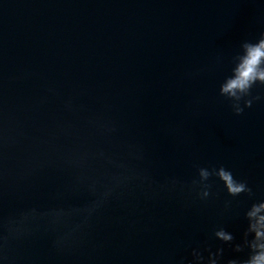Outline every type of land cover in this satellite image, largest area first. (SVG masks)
Here are the masks:
<instances>
[{
  "label": "water",
  "instance_id": "95a60500",
  "mask_svg": "<svg viewBox=\"0 0 264 264\" xmlns=\"http://www.w3.org/2000/svg\"><path fill=\"white\" fill-rule=\"evenodd\" d=\"M261 33L264 0H0V264L250 258L264 85L241 115L220 88ZM220 167L253 195L202 199Z\"/></svg>",
  "mask_w": 264,
  "mask_h": 264
},
{
  "label": "clouds",
  "instance_id": "9594fccd",
  "mask_svg": "<svg viewBox=\"0 0 264 264\" xmlns=\"http://www.w3.org/2000/svg\"><path fill=\"white\" fill-rule=\"evenodd\" d=\"M241 48L243 54L234 58L235 67L232 70V76L227 78L220 88V94L233 102L232 107L236 115L243 113L244 109L240 106L242 100L244 101V107L252 106L253 100L245 98L250 96L253 86L257 83L264 85V33H261L257 42H244ZM254 99L260 98L255 97ZM211 176H216L223 182L228 195L231 197L242 194H247L249 197L253 195L246 182L237 181L232 173L224 167L212 169L211 171L207 168H200L199 185L202 187L200 193L202 199H206L210 195L211 185L205 182ZM193 184L196 185L197 182L194 181ZM261 211H264V202L253 204L246 213V219L249 222L248 229L244 233L243 244H237L234 249L236 252L243 251L245 247L249 249L250 258L244 260L243 264H264V251L257 252L258 248L264 249V244L257 245L255 239L251 241L248 239L250 234H254L256 238L264 236V215H258ZM214 235L223 242H232L234 239L231 233L222 228L215 231ZM222 253L223 249H220L214 255H210L209 258L218 257ZM194 256H196L197 264H200L203 257L198 253H194ZM213 264H217V260H214ZM228 264H240V262L233 259L229 260Z\"/></svg>",
  "mask_w": 264,
  "mask_h": 264
}]
</instances>
